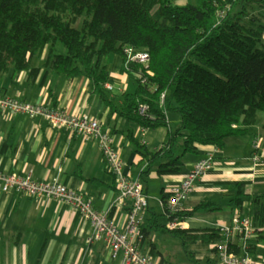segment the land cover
Here are the masks:
<instances>
[{
    "label": "trees",
    "instance_id": "16d2710c",
    "mask_svg": "<svg viewBox=\"0 0 264 264\" xmlns=\"http://www.w3.org/2000/svg\"><path fill=\"white\" fill-rule=\"evenodd\" d=\"M177 1L0 0V73L30 70L33 58L46 47L53 52L62 45L66 52L51 56L56 72L91 79L112 113L147 130L168 128L163 145L153 151L129 134L139 162H148L140 177L145 179L155 165L160 175L178 174L185 155L198 154L201 145L224 148L228 137L249 134L264 114V0ZM157 6L158 19L153 15ZM129 48L147 52L149 63L131 61ZM115 53L124 57L123 71L137 85L122 93V103L106 86L107 61ZM171 113L179 116L176 128ZM237 189L235 207L264 199L244 194L240 184ZM215 205L205 200L185 209L180 221L217 211ZM142 233L145 238V228ZM170 233L187 246L222 232Z\"/></svg>",
    "mask_w": 264,
    "mask_h": 264
},
{
    "label": "crops",
    "instance_id": "0c3cea01",
    "mask_svg": "<svg viewBox=\"0 0 264 264\" xmlns=\"http://www.w3.org/2000/svg\"><path fill=\"white\" fill-rule=\"evenodd\" d=\"M177 3L185 5L188 2L178 0ZM159 12L156 19L161 16L160 8ZM65 52L61 45H57L53 52L46 47L33 58L30 70L15 72L12 68L0 73V91L22 100L61 108L74 115L89 113L113 134L125 170L131 176L139 177L146 192L152 196L141 227L147 231V236L142 239V250L152 255L157 264H178L165 253V249L171 251L177 247L172 237L180 240L187 258L190 259L189 251L201 264H213L216 244L222 233L217 238L207 237L205 241L198 240L185 246L182 239L174 236L170 230L211 235L221 226L230 224L234 215H250L258 234V245L252 254L255 260L264 263V199L258 200V203L246 200L242 207H235L233 202L238 193V184L246 195H264L262 114L249 134L228 137L224 148L201 145L198 154L185 155V164L180 173L160 175L155 165L144 179L140 176L147 170L148 162H139L140 154L129 134L132 133L135 139L153 151L163 145L168 128L147 130L120 114L112 113L110 106H106L94 92L91 79L84 75L64 77L56 72L51 56ZM107 68L110 73L107 84L113 86L109 92L118 103H122V93L135 91L137 85L123 71L124 57L121 54H112L108 58ZM175 114L169 116L172 126L178 124L172 117ZM246 136H250L249 141L245 139ZM256 139L259 142L258 161L252 157ZM178 152L182 153V150ZM208 154L214 157L213 166L198 181L196 189L186 201V209L211 200L218 210L201 211L183 221L179 220L175 229L167 227L169 217L158 199L169 196L194 163ZM0 169L31 175L38 181L66 185L82 192L100 211L111 207L118 196L117 181L99 140L80 135L71 128H54L41 116L25 117L0 109ZM130 206L131 201L126 200L116 203L112 210L124 227ZM89 231L90 226L84 217L73 211L66 202L48 197L34 199L26 193L4 191L0 186V264H119V259L110 256L103 245L88 242ZM232 247L236 252H241L237 239ZM188 263L195 264L192 259Z\"/></svg>",
    "mask_w": 264,
    "mask_h": 264
},
{
    "label": "built area",
    "instance_id": "2783aa9c",
    "mask_svg": "<svg viewBox=\"0 0 264 264\" xmlns=\"http://www.w3.org/2000/svg\"><path fill=\"white\" fill-rule=\"evenodd\" d=\"M131 61L147 65L149 55L138 49L126 50ZM109 90L112 85H106ZM0 109L10 113H20L25 117L41 116L54 128H71L78 134L93 136L99 140L104 157L118 185V196L107 210H97L82 192L58 182H45L33 179L31 175H21L0 169V186L4 191L26 193L31 198H57L69 204L73 211L80 213L90 226L88 242L103 245L107 253L119 259V264H157L154 257L142 248V224L149 209L152 196L146 192L140 178L131 176L124 168L123 159L116 148L113 134L89 113L74 115L61 108L34 103L9 96L0 91ZM147 106H142V112ZM258 140L254 141L253 159L258 161ZM214 157L208 154L197 160L188 171L181 184L171 190L167 200L158 199L169 217L167 227L175 229L179 225L180 214L186 209V201L196 189L197 183L212 168ZM131 201L127 225H120L112 213L116 203ZM221 239L216 244L213 264H264L255 260L252 254L258 245V234L254 219L250 215H234L232 222L220 227ZM237 243L241 252L234 250Z\"/></svg>",
    "mask_w": 264,
    "mask_h": 264
},
{
    "label": "rangeland",
    "instance_id": "374dc122",
    "mask_svg": "<svg viewBox=\"0 0 264 264\" xmlns=\"http://www.w3.org/2000/svg\"><path fill=\"white\" fill-rule=\"evenodd\" d=\"M182 1V0H181ZM198 0H187L188 3H191V4H196ZM159 7H156L153 14H154V17H157L159 15ZM62 46V45H61ZM62 48L65 50V48L62 46ZM174 121H178L179 120V116L178 114H175L172 116ZM264 118V114L261 115L260 119L262 120ZM263 122V121H262ZM261 122V123H262ZM177 125L174 124V128H176ZM256 130H258V127L256 128ZM258 133V132H257ZM256 138H258V134L256 136ZM245 139H247L249 141L250 139V136H246ZM258 140V139H256ZM253 150H254V145H253ZM173 241H175V248H173L171 251H168L165 249V253L171 257V260H175L177 261L178 264H190L188 263L190 261L189 258H187L185 256V253L183 251V246L181 245V242L180 240L176 239V238H172L170 237ZM166 244H169V243H166Z\"/></svg>",
    "mask_w": 264,
    "mask_h": 264
}]
</instances>
